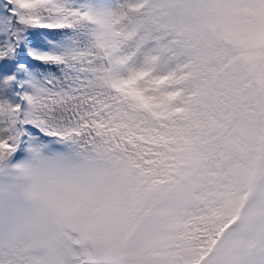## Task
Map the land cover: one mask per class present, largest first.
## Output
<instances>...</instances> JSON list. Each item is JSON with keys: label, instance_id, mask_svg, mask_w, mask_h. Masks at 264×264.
I'll use <instances>...</instances> for the list:
<instances>
[{"label": "snow or ice", "instance_id": "snow-or-ice-1", "mask_svg": "<svg viewBox=\"0 0 264 264\" xmlns=\"http://www.w3.org/2000/svg\"><path fill=\"white\" fill-rule=\"evenodd\" d=\"M0 264H264V0H0Z\"/></svg>", "mask_w": 264, "mask_h": 264}]
</instances>
